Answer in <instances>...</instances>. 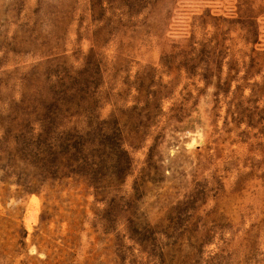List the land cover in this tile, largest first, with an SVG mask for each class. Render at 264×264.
Returning a JSON list of instances; mask_svg holds the SVG:
<instances>
[{
    "label": "rangeland",
    "instance_id": "rangeland-1",
    "mask_svg": "<svg viewBox=\"0 0 264 264\" xmlns=\"http://www.w3.org/2000/svg\"><path fill=\"white\" fill-rule=\"evenodd\" d=\"M83 74L131 169L27 193L18 119ZM0 264H264V0H0Z\"/></svg>",
    "mask_w": 264,
    "mask_h": 264
},
{
    "label": "trees",
    "instance_id": "trees-1",
    "mask_svg": "<svg viewBox=\"0 0 264 264\" xmlns=\"http://www.w3.org/2000/svg\"><path fill=\"white\" fill-rule=\"evenodd\" d=\"M91 76L83 74L71 86L60 83V94L51 95L48 103L37 105L38 111L34 109L18 119L17 123H25L28 129L14 133L17 147L11 160L20 163L8 166H12V174L19 169L17 183L25 192L37 193L45 183L60 186L72 179L105 196L129 173L132 163L121 128L116 120L109 124V120H100L95 114L99 100ZM157 100L145 99L141 108L144 117L148 118L145 108ZM107 212L117 217L113 206ZM133 230L131 224L127 226L128 233L133 234Z\"/></svg>",
    "mask_w": 264,
    "mask_h": 264
}]
</instances>
